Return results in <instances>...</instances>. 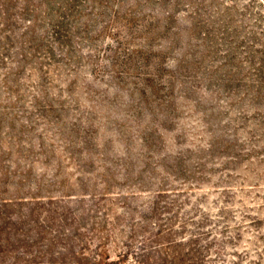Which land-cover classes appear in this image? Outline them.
Wrapping results in <instances>:
<instances>
[{
	"label": "rangeland",
	"instance_id": "rangeland-1",
	"mask_svg": "<svg viewBox=\"0 0 264 264\" xmlns=\"http://www.w3.org/2000/svg\"><path fill=\"white\" fill-rule=\"evenodd\" d=\"M0 215L3 264H264V0H0Z\"/></svg>",
	"mask_w": 264,
	"mask_h": 264
},
{
	"label": "trees",
	"instance_id": "trees-1",
	"mask_svg": "<svg viewBox=\"0 0 264 264\" xmlns=\"http://www.w3.org/2000/svg\"><path fill=\"white\" fill-rule=\"evenodd\" d=\"M8 220L1 217L0 215V250H3L5 246H12L9 238L5 236L7 232ZM4 231V232H3ZM18 233H22L21 231ZM20 240L18 243H21ZM181 244L179 241L174 239L166 240L165 242L159 243L160 250L163 256L160 258L161 264H200L198 258L189 256L188 251H184L181 248H177ZM12 264H55L56 260L51 256H45L43 259L36 260L35 258L21 259L17 256L11 258ZM4 260H0V264H3ZM6 264V262H5ZM145 264V263H142Z\"/></svg>",
	"mask_w": 264,
	"mask_h": 264
}]
</instances>
